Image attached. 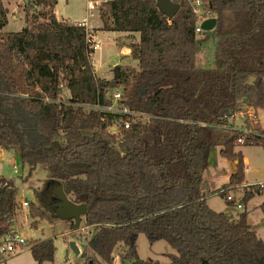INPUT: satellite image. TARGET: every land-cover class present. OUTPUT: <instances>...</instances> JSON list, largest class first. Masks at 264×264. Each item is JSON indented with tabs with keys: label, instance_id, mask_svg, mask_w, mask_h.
Returning <instances> with one entry per match:
<instances>
[{
	"label": "trees",
	"instance_id": "trees-1",
	"mask_svg": "<svg viewBox=\"0 0 264 264\" xmlns=\"http://www.w3.org/2000/svg\"><path fill=\"white\" fill-rule=\"evenodd\" d=\"M24 1L25 26L15 32L6 30L10 11L0 0V148L19 149L30 171L46 166L48 187L58 180L71 201L87 205L89 249L106 264L116 248L130 264H162L137 256L144 235L175 251L167 264H264V241L247 212H217L202 190L209 152L220 147L222 157L236 161L222 188L227 204L235 205L227 200L231 191L243 192L242 202L264 194V184L240 189L246 164L235 151L264 148V131L239 145V133L228 129L244 106L264 109V0H205L221 36L215 68L197 65L198 21L186 0H173L181 8L172 20L156 0L101 4L102 27L94 30L139 35L130 44L137 69L119 67V78L110 80L95 74L85 25L58 20L56 0ZM118 88L119 107L146 120L125 129L129 116L86 109L113 106ZM17 195L0 177V237L14 224ZM29 215L49 219L33 203ZM31 244L37 264L53 261L52 239Z\"/></svg>",
	"mask_w": 264,
	"mask_h": 264
},
{
	"label": "rangeland",
	"instance_id": "rangeland-1",
	"mask_svg": "<svg viewBox=\"0 0 264 264\" xmlns=\"http://www.w3.org/2000/svg\"><path fill=\"white\" fill-rule=\"evenodd\" d=\"M88 0H56L55 15L59 20L70 23H82L89 20L94 27L100 26L101 21L96 9L93 14L87 9ZM111 1V0H106ZM10 11L9 24L7 31H19L25 26L24 0H3ZM103 4V2H101ZM30 8V7H28ZM83 20V21H82ZM90 31V30H89ZM97 32L98 48L93 53V65L95 74L99 79L110 80L114 78V69L116 67L135 68L137 62L131 58L122 56V48L127 46L128 39L121 32H106L101 30L91 31V35ZM221 36L214 29L212 31H202L196 33L198 66L201 68H212L211 64L215 61L214 51ZM137 42L134 38L133 42ZM209 50L210 56L204 61L202 52ZM131 55V54H130ZM204 66V67H203ZM68 93V91H66ZM258 126L264 131V109L257 110ZM235 125L240 130L241 122L236 121ZM256 128V127H255ZM13 151V153H11ZM236 152H241L245 165L244 182L240 189L244 187L264 184V148L261 146H237ZM0 177L10 180L18 191L16 198L17 210L14 217V224L18 227L22 236L28 241V245L20 254L8 258L0 264H37L31 254V243L52 239L56 247L53 261H46L43 264H106L103 259L92 252L87 241L89 236L82 235L78 230L73 229L74 222L71 220H61L56 216L50 215L49 219L31 218L29 207H21L20 203L24 200L35 205H39L42 196L50 182L51 176L49 170L44 165L30 171L27 164H23L20 157V150L17 148H0ZM15 167L17 172H15ZM236 170V161L222 157L220 147H215L209 152L203 173V193L207 198L208 205L217 212H223L234 218L241 213L247 212L248 222L252 229L264 241V213L261 209L264 203V194L255 195L246 202H242L243 192L230 194L235 196V205H228L225 198L221 195V189L230 183L231 175ZM237 191V190H235ZM41 192V196H37ZM69 200L71 196L67 193ZM241 204L242 208L237 205ZM40 206V205H39ZM86 224L82 218L80 228ZM92 233V231H91ZM70 242H75L79 249V254L70 248ZM137 256L143 260L159 261L162 264L170 262L169 254H175V251L164 241L150 243L144 235L138 237L136 243ZM120 249L116 248L113 252V264H130L120 255Z\"/></svg>",
	"mask_w": 264,
	"mask_h": 264
},
{
	"label": "built area",
	"instance_id": "built-area-1",
	"mask_svg": "<svg viewBox=\"0 0 264 264\" xmlns=\"http://www.w3.org/2000/svg\"><path fill=\"white\" fill-rule=\"evenodd\" d=\"M191 8L193 15L196 17L198 21V25L196 27V33H202L201 24L203 21L216 18L214 12L206 8L205 0H186ZM101 2L105 3L108 2L106 0H88L87 1V9L93 14V12L98 9L101 5ZM82 24V23H80ZM83 25V24H82ZM88 38L90 39L92 46L91 49L96 51L98 48V41L94 40L93 35L89 34ZM110 97L113 100V106L111 107H102V106H88L86 109H93V110H101L106 111L112 114L118 115H127L130 117L128 121L124 123V128L128 129L131 125L132 121H144L148 118L146 115H142L137 112L130 111L127 107H119V103L124 99V91L123 88H118L114 90ZM230 120L233 123V127H229L230 130H235L239 133V138L237 139V144L241 145L244 143L245 137L258 134L257 126H258V118H257V111L252 106H244L239 111L233 113L230 116ZM239 121L242 123L240 126V130L235 125V122ZM256 127V128H255ZM1 160V155H0ZM15 172L17 169L15 167ZM225 192V189H221V193ZM236 198L234 195L228 194L227 200L232 201ZM30 203L26 200L20 203L21 207H29ZM238 208H242L241 204L237 205ZM14 222V221H13ZM91 226L79 227V231L82 235L89 236L91 234ZM28 245V241L22 236L18 227L13 224L9 230L0 237V262L5 261L8 258L14 257L21 252H23L24 248Z\"/></svg>",
	"mask_w": 264,
	"mask_h": 264
},
{
	"label": "water",
	"instance_id": "water-1",
	"mask_svg": "<svg viewBox=\"0 0 264 264\" xmlns=\"http://www.w3.org/2000/svg\"><path fill=\"white\" fill-rule=\"evenodd\" d=\"M159 10L167 16L169 20H172L179 12L181 6L175 3L173 0H156ZM217 19L212 18L203 21L201 29L203 31H212L216 28ZM215 68V66L213 67ZM114 77L119 78V67L114 69ZM246 102V100H245ZM13 153V151H11ZM46 196V198H44ZM39 205L50 215L56 216L61 220H71L74 222L73 229L78 230L82 221V218L87 213L86 204H76L69 200L67 192L64 189V185L58 181L53 180L51 186L43 193V197L40 200ZM70 248L77 254L79 249L75 242H70Z\"/></svg>",
	"mask_w": 264,
	"mask_h": 264
},
{
	"label": "crops",
	"instance_id": "crops-1",
	"mask_svg": "<svg viewBox=\"0 0 264 264\" xmlns=\"http://www.w3.org/2000/svg\"><path fill=\"white\" fill-rule=\"evenodd\" d=\"M57 18V16H56ZM58 19V18H57ZM59 20V19H58ZM83 21V20H82ZM70 23V22H69ZM83 25H85V27L90 30V31H93L94 29H100L102 27V24H100V26L94 28L90 23H89V20H85L82 22ZM124 34V37L126 38H130L128 39L129 42H133L134 41V38L138 41L139 39V35L138 34H128V33H123ZM94 40L96 41L97 39V32L94 33ZM128 42L127 46H124L121 50H122V56L125 57V58H131V49H130V43ZM205 59L204 61L208 60V56H210V53H209V50H205V52H202ZM211 55H214L215 57V51H214V54L211 53ZM132 59V58H131ZM197 62H198V57H197ZM198 65V63H197ZM211 66H214V62L211 64ZM204 67V66H203ZM245 161V160H244ZM246 164V162H245Z\"/></svg>",
	"mask_w": 264,
	"mask_h": 264
},
{
	"label": "flooded vegetation",
	"instance_id": "flooded-vegetation-1",
	"mask_svg": "<svg viewBox=\"0 0 264 264\" xmlns=\"http://www.w3.org/2000/svg\"><path fill=\"white\" fill-rule=\"evenodd\" d=\"M44 198H46V196H44Z\"/></svg>",
	"mask_w": 264,
	"mask_h": 264
}]
</instances>
